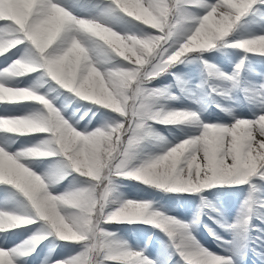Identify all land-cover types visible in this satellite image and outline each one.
Returning a JSON list of instances; mask_svg holds the SVG:
<instances>
[{
  "label": "snow or ice",
  "instance_id": "snow-or-ice-1",
  "mask_svg": "<svg viewBox=\"0 0 264 264\" xmlns=\"http://www.w3.org/2000/svg\"><path fill=\"white\" fill-rule=\"evenodd\" d=\"M228 49L243 56L226 73L213 61ZM257 57L264 0H0V264H28L50 238L41 264H244L249 253L264 264V236L252 235L264 232L252 224L264 221V82L247 79ZM193 61L199 83L172 71ZM233 93L247 112L226 105ZM181 98L191 103L170 105ZM73 99L91 104L87 123L68 113ZM213 106L229 119L205 117ZM124 180L198 198V210L184 221L128 199ZM220 193L243 197L231 223ZM205 209L231 236L204 225L220 253L195 234ZM123 222L167 239L153 255L105 227ZM20 229L30 235L17 244ZM58 247L68 254L52 259Z\"/></svg>",
  "mask_w": 264,
  "mask_h": 264
},
{
  "label": "rangeland",
  "instance_id": "rangeland-1",
  "mask_svg": "<svg viewBox=\"0 0 264 264\" xmlns=\"http://www.w3.org/2000/svg\"><path fill=\"white\" fill-rule=\"evenodd\" d=\"M138 23H140V22H138ZM143 27H148L147 25H142ZM153 31H155V30H153ZM0 59H2V58H0ZM216 65H217V63H215ZM218 66V65H217ZM251 68H252V71L251 72H249L248 74H247V79H249V80H251V81H254V78H255V76H256V73H255V70H256V68H255V66H254V63H252L251 64ZM174 70V69H173ZM172 70V71H173ZM222 70V69H221ZM222 71H224V72H226V73H228V71L227 70H222ZM192 83H199V71H198V73H196V75L194 76V79L191 81ZM24 83H27V79L25 78V81H24ZM21 86H23V85H21ZM54 93H52L51 92V90H49V95H53ZM59 99H63V98H59L58 97V100ZM240 99H242V93L240 94ZM187 100L188 99H184V98H181V99H178V100H176V101H172V102H170V105L172 106V107H175V105H176V103L177 102H187ZM189 101V100H188ZM191 102V101H190ZM226 103V105H228V106H232L233 108H235V109H239V108H237V103H238V98H237V96L235 95V93H233L232 94V100L231 101H227V102H225ZM89 107H91V104L89 103V102H86V101H83V100H80L79 102H77V100L76 99H73L70 103H69V105H68V109H67V111H68V113L69 114H72L73 112H75V114H76V118L77 119H79L81 116H83V119H89L90 118V113H89V115H84V113L86 112V110H87V108H89ZM214 107V106H213ZM246 109V108H245ZM82 119V120H83ZM82 120H80V121H82ZM85 123H87V121L85 122ZM84 123V124H85ZM159 130H162L163 129V127L162 126H160V125H157L156 126ZM38 135H43V134H38ZM28 139H30V137L28 138H26V139H23V140H28ZM154 150H155V143H153L152 145H148V146H146L144 149H143V154H153L154 153ZM134 182H131V181H127V180H124V181H122V184H123V186L122 187H120L119 188V190H120V194H123L124 196H126L128 199H137V197L136 198H134L133 196H135V194H136V191L138 190V188H137V186H138V182L137 181H135V180H133ZM137 185V186H136ZM135 190V191H134ZM207 191H212V192H215V189H212V190H207ZM223 194L224 193H222L221 194V197L224 199V200H219V205H217V206H220V205H225V204H227V203H231V195H232V193H229L226 197H224L223 196ZM137 196H139L138 194H137ZM168 200H171L169 197H168ZM192 200H199L198 198H196V199H192ZM233 201H235V199H232ZM212 202L214 203V205L216 204V201H214V200H212ZM239 204H238V206L236 207V211L234 212V213H232L233 215L230 217V220H231V222H233L234 220H235V218H236V216H237V213H238V210H239ZM224 208V207H223ZM258 211V213L260 214V215H262V213H260V211L259 210H257ZM173 213V212H172ZM193 216H194V212H192V213H190L189 215H187V217H185V221H191L192 220V218H193ZM209 216H212V217H214L215 219H216V213H213V214H209V213H205V215H201V218H200V223H201V225L203 226V228H204V230H206L205 229V227H204V225L206 224L205 222H204V220H203V218L204 217H206L209 221H212V222H214L213 221V219H209ZM262 216H264V215H262ZM224 218L226 219V214L224 215ZM255 220H258L259 221V223H260V226L262 227V228H264V221H262L261 219H256V218H254ZM140 224H143V223H140ZM215 224V226L216 227H218L217 226V224L216 223H214ZM143 225H147V224H143ZM148 226H150V225H148ZM105 227L107 228V229H110L109 231H111V232H114V231H116L117 230V226H115V224H111V225H105ZM152 227V226H151ZM219 228V227H218ZM115 229V230H114ZM156 229V228H155ZM197 229V228H196ZM219 229H221V228H219ZM204 230H202V231H204ZM18 232H20L21 234L19 235V236H17L15 239H14V243H20V241L21 240H23V239H26L29 235H30V233L29 232H27V231H25V230H23V229H20V230H17ZM118 231V230H117ZM207 231V230H206ZM224 231V230H223ZM115 233H117L120 237H122L123 239H125V234L124 233H122V232H120V231H118V232H115ZM156 238H158V240H160V241H153L152 243H150L149 244V246H150V248H151V251L152 252H158L159 251V248H160V246H161V238H163V239H167L166 237H164V236H162V235H160L159 237H156ZM197 238L201 241V239H200V236H197ZM225 239H231V238H229V237H225ZM50 242H51V238L49 239V240H46V241H44L38 248H37V251L35 252V253H33V255L31 256V257H29V259H28V264H41V262L43 261V259H44V257H45V255L47 254V251H48V245L50 244ZM57 243L59 244V243H61V242H59V241H57ZM141 243H143V241L141 242ZM148 243H149V241H148ZM148 243H146L147 245H148ZM201 243L203 244V242L201 241ZM9 246H11V245H9ZM215 252H217V253H220L221 252V249H219V248H217L216 249V251ZM68 254V250H65V249H62V248H57L56 249V251H55V253L53 254V256H52V259H61V258H65L66 257V255ZM72 254H75L74 252L72 253ZM252 257V254L251 253H249V258H251ZM177 259H179V257H177Z\"/></svg>",
  "mask_w": 264,
  "mask_h": 264
},
{
  "label": "trees",
  "instance_id": "trees-1",
  "mask_svg": "<svg viewBox=\"0 0 264 264\" xmlns=\"http://www.w3.org/2000/svg\"><path fill=\"white\" fill-rule=\"evenodd\" d=\"M149 194L152 195V196H154L153 191H151Z\"/></svg>",
  "mask_w": 264,
  "mask_h": 264
}]
</instances>
